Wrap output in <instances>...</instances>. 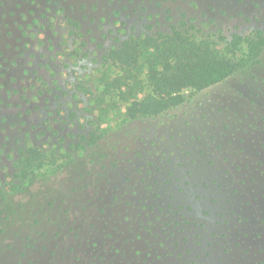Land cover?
Returning <instances> with one entry per match:
<instances>
[{
    "label": "rangeland",
    "instance_id": "1",
    "mask_svg": "<svg viewBox=\"0 0 264 264\" xmlns=\"http://www.w3.org/2000/svg\"><path fill=\"white\" fill-rule=\"evenodd\" d=\"M259 31L264 0H0V264H264V49L135 120L147 69L108 59Z\"/></svg>",
    "mask_w": 264,
    "mask_h": 264
},
{
    "label": "trees",
    "instance_id": "2",
    "mask_svg": "<svg viewBox=\"0 0 264 264\" xmlns=\"http://www.w3.org/2000/svg\"><path fill=\"white\" fill-rule=\"evenodd\" d=\"M242 45L247 47L246 52H242ZM263 49L261 31L245 38L234 36L225 52L210 43L190 41L174 32L127 40L112 49L108 59L123 68L147 69L151 92L134 99L126 109L125 116L135 120L155 117L182 105L185 90L202 91L223 82L237 71L257 63ZM41 158V152L31 148L24 161L31 165Z\"/></svg>",
    "mask_w": 264,
    "mask_h": 264
}]
</instances>
